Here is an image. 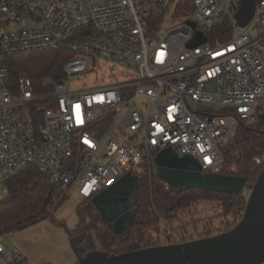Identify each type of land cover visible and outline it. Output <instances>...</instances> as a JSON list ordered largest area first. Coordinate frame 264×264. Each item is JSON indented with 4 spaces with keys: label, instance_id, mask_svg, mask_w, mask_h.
Instances as JSON below:
<instances>
[{
    "label": "built area",
    "instance_id": "1",
    "mask_svg": "<svg viewBox=\"0 0 264 264\" xmlns=\"http://www.w3.org/2000/svg\"><path fill=\"white\" fill-rule=\"evenodd\" d=\"M239 7L0 0V202L29 168L90 200L128 174L152 176L169 149L203 174H223L222 147L241 123L256 126L264 115V0L245 27L237 25ZM172 10L184 21L154 39L152 28ZM226 23L228 36L216 33ZM197 33L207 41L188 47ZM45 51L68 54L62 78H45L41 89L25 74L12 81L8 59ZM163 226L165 245L186 243L171 223ZM9 237L0 236V264L25 262Z\"/></svg>",
    "mask_w": 264,
    "mask_h": 264
},
{
    "label": "trees",
    "instance_id": "2",
    "mask_svg": "<svg viewBox=\"0 0 264 264\" xmlns=\"http://www.w3.org/2000/svg\"><path fill=\"white\" fill-rule=\"evenodd\" d=\"M228 29L229 24L226 23L224 27L217 29L216 33L224 32L226 35ZM226 36H228V34ZM67 58L68 54L64 51L36 52L10 58L7 60V66L14 83L17 82L21 74H25L31 78L37 89H41L42 82L45 78H61ZM260 130H264L262 120L253 127H247L244 123L240 124L234 140L222 147V154L225 158L223 174L245 177L249 184L257 177L259 172L256 173L253 170V159L256 156L264 154V134L261 133ZM149 187L147 175H140L139 189L136 193L133 208V212L136 214V221L128 238L119 237L114 234L111 224L101 219L99 212L92 203V199L84 200L90 202L87 218L83 217L81 214V207H79L77 209L79 223L73 230H67V235L79 259L85 258L88 254L86 252H93V241L91 236L85 237L89 228H92L96 232L101 244L106 237L115 239L116 248H113L114 251L109 248L107 249L108 251H106L110 256L157 247V245L141 247L140 245H136L135 242L132 244L133 241L141 237L143 224L146 223L150 217L149 211L151 205L156 206V209L162 213L163 216L160 217V222L161 218H164L173 225L170 215L177 208L183 205L188 206L189 202L193 200L208 197L219 198L224 203L227 213H231L234 208L244 204L242 199L244 192L237 197L232 194L201 190H191L177 194L174 188H171V192L168 193L162 191L158 186L155 188ZM150 189H152L153 202H151L150 198ZM61 190L62 188L53 185L36 168H29L13 177L8 183L7 196L0 202V236L11 233L13 229L26 223L36 221L37 219L52 218L51 211L53 209V200ZM140 217L143 220L138 222L137 219ZM88 221H90V223H88ZM59 225H62V223ZM102 226L105 229L101 232L100 227ZM178 231L185 242L194 241L193 239H189L183 232H180V230ZM85 238L91 243V246L82 251V247L79 245ZM167 238L170 239L169 237ZM20 264L28 263L25 260V262Z\"/></svg>",
    "mask_w": 264,
    "mask_h": 264
},
{
    "label": "water",
    "instance_id": "3",
    "mask_svg": "<svg viewBox=\"0 0 264 264\" xmlns=\"http://www.w3.org/2000/svg\"><path fill=\"white\" fill-rule=\"evenodd\" d=\"M255 11L256 0H242L236 15L237 25L249 24ZM206 41L207 38L197 33L188 47L194 48ZM261 120L264 125V115ZM156 161L157 178L173 187L177 194L201 190L237 197L246 189L250 190L241 222L228 232L178 245L112 256L90 252L77 264H264V169L253 185L245 177L203 174L196 161L189 157L179 158L170 149L160 153ZM138 189V176L128 174L92 199L101 219L110 223L119 237L128 238L136 221L133 208Z\"/></svg>",
    "mask_w": 264,
    "mask_h": 264
},
{
    "label": "rangeland",
    "instance_id": "4",
    "mask_svg": "<svg viewBox=\"0 0 264 264\" xmlns=\"http://www.w3.org/2000/svg\"><path fill=\"white\" fill-rule=\"evenodd\" d=\"M233 1L239 5L242 0ZM258 1L259 0H257V3ZM189 13L191 14L190 11ZM183 21L184 19L179 18V12L172 10L168 14V17L165 18V20H163L160 25L152 28V30H155V32L153 31V38L156 40L160 39L167 30L180 25ZM256 35V32L251 33L252 38H256ZM62 77L63 73L61 78ZM93 79L95 78L92 77L87 80L81 78L77 83H94L95 81ZM49 107V104H44L41 106L42 109H48ZM140 108L144 110L145 104L140 105ZM263 169L264 154L261 156H256L253 159V170L256 173L259 172L260 174ZM259 174L250 184L254 185L256 183ZM147 177L149 180V188H155L158 186L164 192H171L169 185L159 181L156 171H154L152 176L147 175ZM250 194L251 191L246 189L242 195L244 204L240 207L234 208L231 213L226 212L224 203L219 198L208 197L190 201L188 206L183 205L182 207L177 208L170 215L172 218L171 221L177 231L180 230V232H183L189 239L193 240L203 239L209 236H216L228 232L227 230H232L243 219L246 210L245 207H247L246 204L248 203ZM152 196V189H150L151 202H153ZM89 203L90 202L88 201L80 200L76 196H70L67 190L62 189L53 200V209L51 211L52 218L37 219L36 221L26 223L18 228L13 229L9 237L10 243L12 245L19 246L20 242H24L25 245L30 246L31 248H34V246L36 248L40 247L43 252L48 250L52 256H57L55 259H57L59 262L68 261L70 257L65 252L66 247H68L66 240H64V238H66L65 235L67 230H73L79 223V217L77 213V209L79 207H81V214L83 217L87 218L89 214ZM149 215L150 217L148 221L143 224L141 237L138 240L133 241L132 244L135 242L136 245H140L141 247L155 245L164 246L167 241L163 224L164 221H168L164 218H161L160 222V217L163 215L156 209V206L153 205H151ZM141 220H143L141 217L137 219L138 222H141ZM61 223L62 225H59ZM88 223H90V221H88ZM100 228L101 232L105 229L103 226ZM87 231L88 232L86 233L85 237L87 238L88 236H91L93 241V252L106 253L108 248L112 249V251H114L116 248L115 239L112 237H106L101 244L96 232L92 228H89ZM86 238L79 245L85 250L91 246V243H89ZM51 245L56 247V251L55 249L54 251L51 250L49 247ZM44 246L48 247V249H43ZM43 255L46 257V252H44ZM50 262H52V260H41L40 264H47Z\"/></svg>",
    "mask_w": 264,
    "mask_h": 264
},
{
    "label": "crops",
    "instance_id": "5",
    "mask_svg": "<svg viewBox=\"0 0 264 264\" xmlns=\"http://www.w3.org/2000/svg\"><path fill=\"white\" fill-rule=\"evenodd\" d=\"M65 237L66 238H64V240H66V243L68 244V247H66L65 252L70 257L69 260L65 261V262H63V261L59 262L57 259H55L57 256L56 257H55V255L52 256L48 250L44 251V252H46V257H44V255H43L44 252L42 251V249L40 247L36 248L34 246V248H31L30 246L25 245L24 242H20L19 246L16 245V247L21 251V253L25 257V260L27 261L28 264H40L41 260H43V261L44 260H52V262L47 263V264H77L79 262V256L76 253L67 233H66ZM49 247L51 248L52 251H54V249L56 248L52 245ZM43 249H48V247L44 246ZM55 251H56V249H55ZM48 258H50V259H48Z\"/></svg>",
    "mask_w": 264,
    "mask_h": 264
},
{
    "label": "flooded vegetation",
    "instance_id": "6",
    "mask_svg": "<svg viewBox=\"0 0 264 264\" xmlns=\"http://www.w3.org/2000/svg\"><path fill=\"white\" fill-rule=\"evenodd\" d=\"M260 131H261V133H264V130H260ZM170 188H173V187L170 186Z\"/></svg>",
    "mask_w": 264,
    "mask_h": 264
}]
</instances>
